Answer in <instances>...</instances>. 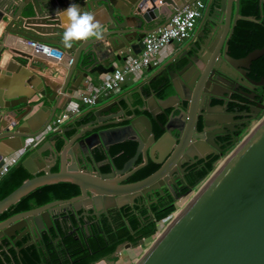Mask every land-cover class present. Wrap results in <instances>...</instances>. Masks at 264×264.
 Segmentation results:
<instances>
[{
	"label": "water",
	"instance_id": "water-1",
	"mask_svg": "<svg viewBox=\"0 0 264 264\" xmlns=\"http://www.w3.org/2000/svg\"><path fill=\"white\" fill-rule=\"evenodd\" d=\"M141 1L0 0V21L7 22L0 36V57L8 34L51 45L72 57V63L64 72V83L58 91L46 83L42 76H38L40 86L33 92L12 94L4 92L1 89L4 86L0 85V166L5 158L23 148L26 138L41 134L44 128L38 132V126L44 124L47 118L49 122L55 111L64 109L71 100L68 96L62 105L50 109L41 103L42 97L56 102L61 94L68 95L77 91L91 74L111 72L115 60L126 58L121 57L124 50L133 54L141 51L146 24L157 16L156 7L148 12L149 15L141 11ZM192 1L181 0L177 4L182 7ZM263 2L259 0V6ZM70 3L80 5L82 11L98 13L101 38L78 41L71 48L62 45L60 38L63 34V21L58 10L66 9ZM239 6L240 0H207L196 33L191 34L190 40L181 47L179 53L164 63L149 81L150 85L152 80L169 79L168 83L160 81L157 89L151 85L149 95L143 87L139 88L141 104H138L137 109L149 111V115L145 112L131 115L126 124L118 125V122L110 121L115 114L100 118L106 110L94 109L90 117L95 118L74 130L71 135L67 134L71 129L53 131L41 144L36 145L21 160L33 176L0 199V210L17 202L32 189L47 183L71 181L80 187V194L65 200L50 201L0 221V244L6 241L9 246L13 245L15 251H20L28 244H38L52 231L57 234L58 227L64 230L63 222L75 216L80 209L99 211L115 205L122 206L133 201L140 191L155 188L154 181L172 163L177 144L180 148V143L186 140L185 130L193 122V88L198 86L200 79L207 76L226 78L229 72L222 70L219 65L221 61H228L238 70V67H248L252 60L264 54V46L240 58L227 53V41L237 20L242 18ZM248 19L255 20L256 17L248 16ZM11 50L24 57V61L31 58L30 53ZM14 61L23 66V63ZM182 61L184 63L175 73L171 66ZM31 85H34L33 82ZM169 89L171 95L164 98L158 96ZM183 92L187 94L183 95ZM46 107L49 112L37 125L33 124ZM218 107L221 109V106ZM134 108L131 106L130 109ZM160 114L166 117L165 123L158 119ZM263 119L264 114L224 157L230 158L207 188L196 199L192 195L182 207L181 215L173 219L134 264H264V122L259 125ZM152 120L163 131L158 138L153 133ZM31 125L36 127L33 133L30 131L33 130ZM73 138L71 145L76 146V149L72 155L66 154L71 158V161H66L63 158L65 150ZM127 140L137 143L134 155L122 168L100 171L101 165L93 162V151L101 149L110 161V147ZM141 153H147L160 167L139 181L120 183L135 170L133 165ZM57 157L63 164L59 170L52 171V164ZM103 180L118 182L116 186H110ZM84 203L88 206H81ZM24 239L26 241L21 247L15 244ZM56 239L59 237L56 236ZM144 239H139L135 245L130 242L119 244L114 255H119L122 248L141 244ZM16 257L18 262L13 255L10 262L23 264L22 254ZM5 264L8 263L5 261Z\"/></svg>",
	"mask_w": 264,
	"mask_h": 264
},
{
	"label": "flooded vegetation",
	"instance_id": "flooded-vegetation-1",
	"mask_svg": "<svg viewBox=\"0 0 264 264\" xmlns=\"http://www.w3.org/2000/svg\"><path fill=\"white\" fill-rule=\"evenodd\" d=\"M231 37L227 41V53L235 58L243 57L235 55L237 54L236 51L230 48L229 41ZM263 60L264 54L252 60L248 64V67H238V70L228 61H221L219 65L222 70L229 72L226 78L207 76L204 79H200L198 86L193 88V122L185 130L186 134L184 136H186V140L180 143L182 145L180 148H178L179 144H177L174 159L172 163L167 165L166 172L154 181L155 188L140 191L133 201H129L122 206L115 205L99 211L87 210V208L85 210L80 209L76 212L75 216H71L63 222L64 230L58 227L56 230L57 234L52 231L51 248L48 247L47 241L44 239L38 244H28L22 247L20 251H16V256L22 254L23 259V250L29 246H36L42 256L43 262L41 264H54L51 262L53 258H59V261L65 260L69 257L70 252L76 249L75 246L71 249L67 247L63 242L65 238L72 239L73 243L82 244L86 243L91 235L102 233V229L105 226L110 227L113 231H117L120 226L125 225L126 215L124 207L129 208L133 214L145 211L146 216L148 212L152 211L154 206L158 210H164L171 204L175 206V202L178 199L194 192L200 180L208 175L207 173L203 176L202 172L210 164L215 165L224 159L264 114ZM183 63L182 61L173 64L171 66L172 70L175 73L178 72ZM168 80H152L149 90L151 85L157 89L161 83L160 81L167 84ZM176 80L180 81L179 79ZM145 92L148 95L150 94V91L145 90ZM160 94H164L162 96L164 98L171 95L172 91L169 89L166 93ZM185 94L187 93L183 92V95ZM218 106H221V109ZM143 112L149 115V111H142L141 113ZM141 113L133 111L131 115L137 116ZM175 113L177 114L178 112L176 111ZM158 119L163 123L166 122V117L162 114L158 115ZM152 124L153 133L155 134L156 127H160L153 120ZM172 134H175L174 130ZM146 155L147 160L145 162ZM146 155L141 153L138 156L141 162L135 161L133 165L135 170L122 183H131L132 181L129 178L149 163L157 165V168L153 172L160 167V164L153 161L147 153ZM99 164L101 165L100 171L103 164H110L111 169L115 167L111 160H107V157L104 162ZM81 206L87 207L88 204L84 203ZM56 236L59 239H56ZM25 241L26 239L21 242L16 241L15 244L21 247ZM12 249L13 245L9 246L6 241L1 242L0 257L5 250L10 251ZM108 259L106 257L101 258L92 264H98V262L104 260L108 261Z\"/></svg>",
	"mask_w": 264,
	"mask_h": 264
},
{
	"label": "crops",
	"instance_id": "crops-1",
	"mask_svg": "<svg viewBox=\"0 0 264 264\" xmlns=\"http://www.w3.org/2000/svg\"><path fill=\"white\" fill-rule=\"evenodd\" d=\"M180 1L181 0H165V1L163 0H142L139 4V7L141 11L147 13L148 15H149L148 12L153 11L154 7L157 8V16L152 18L151 21L146 24V28H145L146 34L155 32L159 28H162L165 24H167L171 14L175 12L176 10H178L179 8H181L178 5L179 3H181ZM206 2L207 0H205L202 14H204ZM240 6H241V0H240ZM240 6H239V13H240ZM94 16L97 21H100L98 17V13L97 14L95 13ZM202 17L203 16H201L197 20L195 29L192 32L193 34L196 33L197 26L198 24H200ZM61 19L63 21L62 16H61ZM6 23L7 22L5 20L0 21V36L2 35L4 31V27ZM190 37L183 40L182 42L173 43L171 45L165 46L161 51H159L155 55V60L157 61V64H151L147 68L141 69L129 75L126 81L121 85L119 90L114 91L108 97L99 98V101L97 102V104L93 106H89L83 103L82 101H80L76 92H73L72 94H68V95L61 94L57 98L56 102L50 101L49 99L42 97L41 103L43 105L50 107V109H53L55 106L62 105L64 101L66 100V98L69 96L71 97V100L69 103L66 104V108L67 107H77V111L70 120L63 123L59 128L54 129L55 127L53 126L52 121L62 110V109H57L55 111L54 116L50 119L49 122H48L49 118H47L44 124L40 125V127L38 126V129H39L38 132H40V130L43 128L44 130L41 132V134L36 136V138H33L34 141L36 142H33V146L31 147L30 150H33L36 147V145L41 144L46 139V137L50 135V133H52L53 131H59V130L62 131V130L71 129V131L67 132L69 136L74 132V130L83 127L84 124L87 125V123H89L93 118H95L94 116L90 117V112L91 110H94V109L101 108L103 110H106L102 112V115L100 118L109 117L115 114L114 118H111L110 121L118 122V125H121V124L123 125L124 123L126 124L127 118L131 116V113L133 111H135L136 113L142 112L137 109L138 104H141V100L139 98V93H138L139 88L143 87L144 91L146 90L149 92V86H150L149 81L157 74V72L159 71V69L164 63H166L167 61H169V59H171L173 56H176L177 53H179L181 47L187 41L190 40ZM30 42L31 41L26 40L21 37H17L13 34L7 35V38L4 42L5 48L2 50L1 57H0V85L4 86L3 88L1 87V89L4 92H10L12 94L33 92L35 88H39L40 86V81H39L40 79L38 76H42L44 77L46 83L50 84L54 89L58 91L59 87L64 83V72L66 70L65 63L63 61L57 62L51 59H46V58L44 59V57L40 55H33V47L34 45H38L39 43L34 44ZM11 49H16L19 51L30 53L31 58L29 60L24 61L23 59L24 57L19 56L17 53L13 52ZM130 55H132L131 52H129L128 50H124V52L121 54V57H124V56L126 57ZM13 59L19 61L20 63H23V66L21 67ZM123 61L124 59L115 60L114 64L121 65ZM8 71H9V74L7 75L6 73ZM102 77L103 75L101 74L93 73L90 76H88L87 79H91L94 84H97ZM32 82L34 85H31ZM81 87L82 88L84 87L83 84L81 85ZM129 96H131V98ZM41 103L40 105H42ZM131 106L135 107L134 108L135 110L130 109ZM48 112H49V109L47 107L46 109H43L41 113L39 114V116L37 117V119L33 121V124L37 125L38 122ZM109 126H113V125H109ZM30 128L33 129V130H30L32 133L36 131V127H33L31 125ZM83 129L85 130L87 129V127ZM28 139L30 138H26L25 141H27ZM74 139L75 138L71 140V142L68 144L65 150V154L63 158L66 161H71V158L66 154L70 153L72 155L74 153L73 150L76 149L75 148L76 146L71 145ZM77 148H79V146ZM10 157H15L17 161L19 162L25 158V152L18 150L14 154L10 155ZM6 159L9 160V157H7ZM93 162L95 161L93 160ZM61 164H63V162L61 163L60 158L57 157L56 162L52 164L51 170L54 166H57L59 170L62 166ZM34 165H36L35 162H34ZM39 173L41 174L42 172H39ZM103 181H105V183H107L110 186H116L118 182L117 180H103ZM7 208L0 210V214L3 211H5ZM3 226L4 225H2V227ZM11 255H13L15 259L17 258L15 256L16 251H14L13 249L10 251L5 250L0 257L1 264H5V261L8 264H12L10 262ZM16 262H18L17 259H16Z\"/></svg>",
	"mask_w": 264,
	"mask_h": 264
},
{
	"label": "trees",
	"instance_id": "trees-1",
	"mask_svg": "<svg viewBox=\"0 0 264 264\" xmlns=\"http://www.w3.org/2000/svg\"><path fill=\"white\" fill-rule=\"evenodd\" d=\"M261 12V16H260ZM240 14L242 18L238 19L234 27L232 37L230 39V48L236 51L237 56H244L251 49L261 48L264 46V2L259 6V0H241ZM248 16H255V20L248 19ZM264 65V60L262 61ZM164 94H160L162 97ZM162 134L160 128L156 127L155 137ZM60 147V143L57 144ZM137 143L127 140L122 143L114 144L109 149V156L116 168L123 167L124 163L131 158L136 150ZM27 151L25 157L31 152ZM106 159V153L101 149H96L93 154V160L101 163ZM136 162H141L140 157ZM214 165H209L202 174L205 176ZM157 165L149 163L146 167L139 169L133 174L129 180L138 181L151 174ZM111 169L110 164H103L102 172H108ZM58 167L54 166L52 171H57ZM212 172V171H211ZM40 174V173H39ZM209 175V174H208ZM207 175V176H208ZM27 169L22 165L21 161L15 164L10 170L0 178V199L4 198L15 188H17L24 180L31 178ZM206 176V177H207ZM205 177V178H206ZM204 178V179H205ZM80 194V187L71 181H58L40 185L10 205L0 214V221L7 217L41 206L53 200H65ZM126 215V224L120 226L117 231H113L110 227L105 226L102 233L93 234L86 243H73L72 239L65 238L64 244L70 249L75 246L73 252L65 260L59 261L56 258L51 261L54 264H92L101 258L116 259L114 254L117 246L126 242L137 244L139 239L148 238L157 231V222L168 217L174 210V205H169L164 210H158L153 207L152 211L145 216V211L133 214L129 208H123ZM175 212V211H174ZM48 247L51 248V235H45ZM22 263L24 264H41L43 262L40 252L36 246H29L24 250ZM46 263V262H45ZM1 264V262H0Z\"/></svg>",
	"mask_w": 264,
	"mask_h": 264
},
{
	"label": "built area",
	"instance_id": "built-area-1",
	"mask_svg": "<svg viewBox=\"0 0 264 264\" xmlns=\"http://www.w3.org/2000/svg\"><path fill=\"white\" fill-rule=\"evenodd\" d=\"M204 3L205 0H193L191 3H188L173 12L167 24L162 28H159L157 31L146 34L143 37V48L139 53H132V55L126 56L121 65L115 64V67L111 72L102 74L103 77L97 84H94L91 79H85L83 81L84 87L82 88L80 86L77 91H75L79 100L89 106H93L97 104L99 98L108 97L114 91L119 90L129 75L141 69H145L151 64H157L155 55L165 46L182 42L190 37L195 29L197 20L202 16ZM30 43L38 44L32 41ZM45 46L49 50H56L59 52L57 48L42 43L34 45L33 55H40L43 56L44 59H51L57 62L63 61L66 67L72 63V57L67 56L64 52H59L61 55L60 59H57L56 56L51 53H45ZM76 111L77 107H65L62 109L52 121V124L55 127L54 129L59 128L63 123L70 120ZM33 142H36L33 138L28 139L20 150L26 153L33 146ZM8 157L9 160L5 158L3 164L0 166V178L18 162L15 157Z\"/></svg>",
	"mask_w": 264,
	"mask_h": 264
},
{
	"label": "clouds",
	"instance_id": "clouds-1",
	"mask_svg": "<svg viewBox=\"0 0 264 264\" xmlns=\"http://www.w3.org/2000/svg\"><path fill=\"white\" fill-rule=\"evenodd\" d=\"M58 14L63 17V34L60 39L65 48H71L75 42L85 41L92 37L101 38L99 21L93 13L82 11L80 5L70 3L66 9L58 10ZM44 52L55 55L57 59L61 58L58 51L49 50L46 46Z\"/></svg>",
	"mask_w": 264,
	"mask_h": 264
},
{
	"label": "rangeland",
	"instance_id": "rangeland-1",
	"mask_svg": "<svg viewBox=\"0 0 264 264\" xmlns=\"http://www.w3.org/2000/svg\"><path fill=\"white\" fill-rule=\"evenodd\" d=\"M219 162L213 166V169L217 168ZM204 182L205 181L202 183L199 182L200 184L195 188L194 192L189 193L185 197L178 199L175 202V212L172 215H169L163 220L157 222V231L154 235L145 238L141 244L120 249L119 255H115V260L109 258L108 261H100L98 264H134L138 258L154 243V239H156L158 235H160L162 231H164V229L172 222V220L175 218V215L182 209V207L192 197V195H194V193H196L201 188Z\"/></svg>",
	"mask_w": 264,
	"mask_h": 264
},
{
	"label": "bare ground",
	"instance_id": "bare-ground-1",
	"mask_svg": "<svg viewBox=\"0 0 264 264\" xmlns=\"http://www.w3.org/2000/svg\"><path fill=\"white\" fill-rule=\"evenodd\" d=\"M264 120V119H263ZM263 122L264 121H262V122H259V125L261 124H263ZM258 125V126H259ZM229 158L230 157H226L225 159H223L222 161H220L219 162V164L217 165V168H215L212 172H210L209 173V175L205 178V179H203L200 183H202L203 181H205L203 184H202V186H201V188L196 192V193H194V199H196V198H198L199 197V195L207 188V186L213 181V179L215 178V176L217 175V173L225 166V164L228 162L227 160H229ZM227 161V162H226ZM199 183V184H200ZM198 184V185H199ZM193 201V200H192ZM188 202V201H187ZM186 202V203H187ZM183 209V208H182ZM182 209L175 215V218L174 219H176V218H178L180 215H181V213L183 212L182 211ZM174 213V212H173ZM173 221V220H172ZM160 235H158V237H159ZM157 237V238H158Z\"/></svg>",
	"mask_w": 264,
	"mask_h": 264
}]
</instances>
